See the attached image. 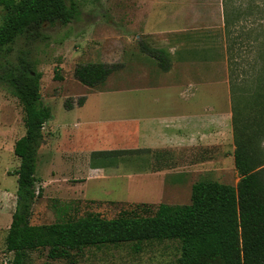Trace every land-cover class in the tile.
<instances>
[{"label": "rangeland", "instance_id": "obj_1", "mask_svg": "<svg viewBox=\"0 0 264 264\" xmlns=\"http://www.w3.org/2000/svg\"><path fill=\"white\" fill-rule=\"evenodd\" d=\"M72 1L79 8L77 19L68 26L46 25L39 42L31 44L22 39L15 46V60L25 52L36 62L42 74V100L53 115L45 126V139L39 151L31 224H53L69 214L83 217L94 213L113 219L121 211L144 203H153L150 205L155 210L161 203L190 205L191 189H183V196L173 197L149 183L122 179L124 172L110 175L109 171L98 169L92 153L109 146L97 139L104 137L95 138L92 134L106 127L111 119L115 121L125 114V96L114 103V97L101 100L91 97L84 108H77L81 97L87 99L89 94L108 89L115 76L106 86L89 89L75 79V69L86 64H113L124 60L126 44L133 36L140 47L142 40L135 37L140 35V20L148 12L151 0ZM4 16L0 7V26ZM227 45L235 82L237 122L240 116L241 122L251 119L255 121L256 130L257 125L263 124L251 145L253 158L264 162V0H257V22L250 18L236 25ZM67 101L73 104L72 110L66 109ZM80 123L85 125L81 129ZM25 133L23 107L0 85V264L13 261L5 241L17 200L16 172L20 160L14 154V146ZM224 182L236 186L239 181L230 177ZM181 255L180 241L165 240L144 243L139 253L133 244L89 248L75 258V264H179ZM29 258V264H70L65 260H49L44 250L29 253Z\"/></svg>", "mask_w": 264, "mask_h": 264}, {"label": "trees", "instance_id": "obj_2", "mask_svg": "<svg viewBox=\"0 0 264 264\" xmlns=\"http://www.w3.org/2000/svg\"><path fill=\"white\" fill-rule=\"evenodd\" d=\"M0 7L5 12L0 26V85L19 100L26 127L25 135L14 146L20 160L17 200L5 241L7 252L13 254L12 264H29V253L41 250L47 252L49 260L75 264V258L89 248L133 244L139 253L142 244L165 240L181 242L179 264H264V162L253 158L251 145L263 124L256 130L251 119L241 122L240 116L237 122L236 106L235 166L240 175L236 186L203 181L193 186L188 206L162 203L155 210L144 203L121 211L113 219L94 213L83 217L69 214L53 224L32 225L38 156L45 126L53 115L42 100V74L36 62L25 52L15 60V46L22 39L39 42L46 25L68 26L80 12L72 0H0ZM144 50L167 69L162 51ZM121 68L118 64H86L78 66L74 76L83 86L94 89ZM84 103L85 97H81L77 106ZM65 107L72 110L73 104L67 101Z\"/></svg>", "mask_w": 264, "mask_h": 264}, {"label": "crops", "instance_id": "obj_3", "mask_svg": "<svg viewBox=\"0 0 264 264\" xmlns=\"http://www.w3.org/2000/svg\"><path fill=\"white\" fill-rule=\"evenodd\" d=\"M250 18L257 22V0H151L135 37L140 47L134 36L129 39L124 60L113 63L122 68L109 77L115 76L111 87L77 107L91 97H114V103L125 96V114L92 134L109 146L93 156L117 152L94 156L98 169L124 172L122 179L149 183L173 197L198 182L240 181L227 39ZM145 48L162 51L167 69Z\"/></svg>", "mask_w": 264, "mask_h": 264}]
</instances>
